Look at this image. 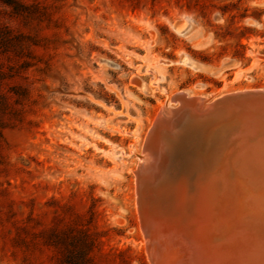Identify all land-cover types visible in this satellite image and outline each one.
Returning a JSON list of instances; mask_svg holds the SVG:
<instances>
[{
  "label": "rangeland",
  "instance_id": "obj_1",
  "mask_svg": "<svg viewBox=\"0 0 264 264\" xmlns=\"http://www.w3.org/2000/svg\"><path fill=\"white\" fill-rule=\"evenodd\" d=\"M30 3L46 15L37 13L28 26L17 18L12 24L39 35L45 48L30 70L36 104L24 125L5 132L0 264H29L26 248L13 242L18 231L11 217L32 218L37 232L82 228L95 241L94 264H152L138 184L149 133L164 106L180 108L173 100L178 93L214 102L264 89V0ZM181 21L193 25L189 35L176 30ZM183 57L215 68L234 63L210 74L183 64ZM176 144L166 152L169 177L174 185L196 187L198 161L194 172L182 167L189 154ZM253 147L243 155L255 158ZM50 259L48 250L31 258L35 264Z\"/></svg>",
  "mask_w": 264,
  "mask_h": 264
},
{
  "label": "bare ground",
  "instance_id": "obj_2",
  "mask_svg": "<svg viewBox=\"0 0 264 264\" xmlns=\"http://www.w3.org/2000/svg\"><path fill=\"white\" fill-rule=\"evenodd\" d=\"M192 27L190 24L188 32ZM188 32L184 35H189ZM182 63L210 73L206 68L189 65V57H183ZM137 84L147 87L143 81ZM184 98L177 100L188 111L184 124H174L176 112L164 106L159 119L173 126L164 131L159 126L140 159L139 206L142 222L150 232L152 253L158 264H243L246 257L240 256L243 250L263 257L264 117L253 119L245 114L244 104L241 107L230 104L228 110L237 112L238 123L230 126V130L221 128L215 135V145L208 149V160L198 161L201 174L196 187L186 182L174 185L169 177L171 163L166 152L174 148L181 132L191 131L192 125L213 108L209 99L198 97V104H194ZM250 107L255 108V104ZM197 129L202 134V126ZM248 144H253L250 149H254L255 158L243 155ZM162 185L165 187L161 188ZM227 203L232 207L223 211L229 207ZM213 217L218 219L214 228ZM218 238L222 240L213 244ZM250 254L245 264H264V258H252Z\"/></svg>",
  "mask_w": 264,
  "mask_h": 264
},
{
  "label": "trees",
  "instance_id": "obj_3",
  "mask_svg": "<svg viewBox=\"0 0 264 264\" xmlns=\"http://www.w3.org/2000/svg\"><path fill=\"white\" fill-rule=\"evenodd\" d=\"M30 1L0 0V170L7 166L6 130L24 125L36 104L29 77L30 70L40 62L37 50L45 48L44 40L39 35L22 32L12 24L17 18L28 26L36 19L39 11L33 9L34 4ZM38 14L39 18L46 15ZM9 220L18 231L13 242L26 248L29 264H35L31 258L45 250L51 252V264H94L95 241L82 228L75 233L53 229L37 232L31 227L32 218L26 222L16 221L13 217ZM0 224L4 226L1 214ZM21 231L25 237L20 235Z\"/></svg>",
  "mask_w": 264,
  "mask_h": 264
},
{
  "label": "water",
  "instance_id": "obj_4",
  "mask_svg": "<svg viewBox=\"0 0 264 264\" xmlns=\"http://www.w3.org/2000/svg\"><path fill=\"white\" fill-rule=\"evenodd\" d=\"M190 24L191 23L181 21L175 25V28L178 31L182 30V32H180V31L179 32L184 35L185 33L188 32ZM182 61H183V58L181 59V62ZM189 63H190L189 65H197L199 67L206 68L210 73H217V72H221L224 69L232 66L234 62L233 61L228 62L220 68H215L211 65L198 62V61L193 60L191 58H189ZM184 96H185L184 99L190 100L191 103L198 104V100H199L198 97H189L187 94L185 95L184 93L175 95L173 100L177 101V100H179L178 97H184ZM210 104L213 105L211 113L212 114L215 113V115H212L210 113L209 115L201 116L199 118L200 120H198L199 123H197V124L201 125L203 128L202 129V131H203L202 135L199 138L200 141L199 140L197 141L198 129H197V131L195 130L199 125L194 123L192 125L193 127H191V131L188 130V131L181 132V137L176 144L177 149L181 153L186 152L187 155L189 154L188 155L189 160L182 162V167L189 168V171L190 170L193 172L196 171L193 162H197V161L206 162L208 160V158H209L208 154L210 153L208 149L211 148L213 145H215V135L219 132V130L221 128L230 130L231 129L230 126H233V124L237 125L239 117H238V115L235 114L237 112H235V111L230 112L228 110V108L230 107V104L235 105V107H241L242 104H244L245 107L242 109L245 110V114L252 117L253 119L256 116L259 118L264 117V89L247 90V91L228 94V95H225V96L215 100L214 102L210 101ZM251 104H255V108L250 107ZM247 106H249V107H247ZM197 109L200 110V112L203 111V109H201L199 106L197 107ZM173 111L176 112L174 124H176L177 126L178 125L182 126L184 124L185 117L187 116V113H188L187 109L184 106H180L179 109L173 110ZM215 116H217V117H215ZM158 119L155 123L154 128L150 131L146 143L147 142L150 143L149 141H151V137L157 133V129L159 126L161 128H163L162 131H164L166 128H169V126L170 127L173 126V124L169 125V122L168 123L167 122L162 123L163 121H161V119H159V120ZM213 120H215V121H213ZM197 144H199V145L201 144V147H203L202 151L198 150ZM139 195L141 197L140 191H139ZM139 203L141 205L140 198H139ZM217 218L220 219V217H218V215H217ZM218 219L213 217V222H212L213 228L217 224ZM142 226H143V230H144V233L146 235L147 240H150V242L148 244V252L150 255L151 263L152 264H158L157 258L152 253V249L154 250V247H153V243L151 241V237L149 234L150 232L147 229V227H145L143 222H142ZM216 232H218V231H216ZM221 240H222L221 238H218L217 240L214 241L213 244L217 245L219 243V241H221ZM154 252H156V250ZM256 253L257 252H253L252 254H250L249 252H246L245 250H243L242 254L240 255V256H246V257H243V260H242L243 264H245L246 261L249 259L248 254H250V256H253L252 258H256V257L257 258H264V256L262 257L261 254H259V253L256 254ZM185 264H191V263L186 262Z\"/></svg>",
  "mask_w": 264,
  "mask_h": 264
}]
</instances>
